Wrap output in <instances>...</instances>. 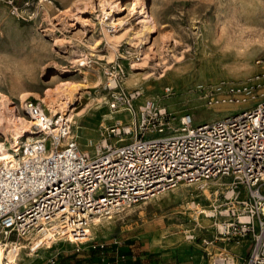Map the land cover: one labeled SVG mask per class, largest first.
Masks as SVG:
<instances>
[{
    "label": "rangeland",
    "instance_id": "rangeland-1",
    "mask_svg": "<svg viewBox=\"0 0 264 264\" xmlns=\"http://www.w3.org/2000/svg\"><path fill=\"white\" fill-rule=\"evenodd\" d=\"M109 1L119 4L112 12L114 23L106 21L100 0H0V30L7 32L13 28L24 37L29 33L40 35L50 50L38 83L27 92L28 99L48 110L41 100L46 91L70 85L77 90L72 99L74 104H70L72 109L76 108L77 112L90 104L88 112L83 117L75 116V123H72V134L83 150L94 151L104 129L116 119L129 121L127 114L112 113L109 109L105 70L110 64L124 66L125 89H142L143 100L154 98L173 114L190 113L195 125L231 111L252 108L264 100V78H258L264 73V51L256 50L251 61L253 70L240 78L222 70V65L231 57L212 54L207 40L219 30L221 23L216 5L205 4L202 0H147L150 10L147 21L145 15L130 10L133 0ZM251 15L254 17L252 23L264 24V10L257 16L253 8ZM103 21L105 25L108 22L107 26H103ZM148 24L152 25L151 30ZM103 27L108 34L119 37L113 47L108 45ZM7 44V39H0V47ZM111 54L114 57L110 59ZM56 75L58 78L51 81ZM97 75L101 76V81ZM250 79L256 85L251 95H240L239 101L210 104L205 97V89L221 80L244 83ZM2 93L12 100V111L25 117L19 108L23 103L21 94ZM89 140H93V144L87 147ZM0 141L4 139L1 137ZM230 181L227 178L209 182L204 187L182 183L156 197L125 207L111 215L112 219L96 217L97 226L91 225L89 239L93 238L95 244L117 240L123 246L136 241L155 240L163 246L178 242L175 247L178 256L201 253L202 264H240L248 253V240L234 236L222 241L226 217L215 211V206L225 203L227 193L225 185H216L219 182L228 185ZM157 222L161 225L159 228L164 225L163 229H149ZM189 235L193 238L189 239ZM4 238L0 231L1 243L6 242ZM11 239L18 238L11 236ZM68 244L69 239L63 238L56 243L40 242L38 249L27 246L20 253L17 264L57 247L60 249L62 245L69 249L74 247ZM234 246L241 248L240 253L231 252ZM218 257L223 260H217ZM189 263L179 261L178 264Z\"/></svg>",
    "mask_w": 264,
    "mask_h": 264
},
{
    "label": "built area",
    "instance_id": "built-area-1",
    "mask_svg": "<svg viewBox=\"0 0 264 264\" xmlns=\"http://www.w3.org/2000/svg\"><path fill=\"white\" fill-rule=\"evenodd\" d=\"M125 74L119 63L105 70L109 109L127 114L129 121L119 118L106 127L94 151L80 147L67 115L51 117L31 99L21 104L44 134L15 148V160L0 156V231L17 238L40 233L53 242L68 237L74 244L104 248V242L89 239L96 217L182 183L201 187L230 178L228 185H216L227 190L225 203L215 206L226 217L221 239H249L240 264H264V100L195 125L190 113L173 114L154 98L143 100L142 89H125ZM255 85L252 79L221 80L204 94L210 104L239 101Z\"/></svg>",
    "mask_w": 264,
    "mask_h": 264
},
{
    "label": "clouds",
    "instance_id": "clouds-1",
    "mask_svg": "<svg viewBox=\"0 0 264 264\" xmlns=\"http://www.w3.org/2000/svg\"><path fill=\"white\" fill-rule=\"evenodd\" d=\"M216 5L221 17L219 30L207 40L212 54L231 57L222 65L229 76L240 78L253 70L251 61L256 50L264 51V24L252 23L264 10V0H202ZM0 39L8 44L0 47V92L13 95L28 92L39 81L49 48L42 36L29 33L26 37L16 29L0 30Z\"/></svg>",
    "mask_w": 264,
    "mask_h": 264
},
{
    "label": "bare ground",
    "instance_id": "bare-ground-1",
    "mask_svg": "<svg viewBox=\"0 0 264 264\" xmlns=\"http://www.w3.org/2000/svg\"><path fill=\"white\" fill-rule=\"evenodd\" d=\"M113 4H114V2L109 1V0H100V6H102V10L105 11V14L107 16L106 21L109 22L111 20V21H113L112 23L115 22V20L113 19V13H112V12H114L113 9L115 7L119 8V4H116V5H113ZM106 7H108V9ZM109 9H111L112 11L108 12ZM130 10H134L137 13L140 12V14L145 15V18L147 21L149 20V17H150L149 11L150 10H148L147 0H133L131 3V9ZM117 21H118V19H117ZM104 22L105 21H103V26L105 25ZM108 22L106 23L105 26H107ZM143 25H144V23H143ZM151 26H152L151 24H148L147 28H149L151 30ZM145 27H146V25H145ZM103 30H104L105 39H106L109 46L113 47L116 43L119 42V37H117V35L108 34L105 27H103ZM113 57H114V55L111 54L109 58L111 59ZM97 77L101 81V76L97 75ZM56 78H58V75L54 76L51 81L56 80ZM57 89L58 90L46 91V93L44 94V98L43 97L41 98V100L48 107V110L51 113V117L55 116L57 118L60 115L61 118H64L65 115H67L69 118L72 119V123H75L74 122L75 116L83 117V115H85V113L88 112L87 110H88L89 105H90L88 103L84 108H82V110H78L77 112H76V108H73V109L71 108L70 104H74V102H72V99H74L75 93L77 91L75 87L70 86V85H66V86H61ZM29 97H30L29 93H27V92L21 93V100L23 102L26 99H28ZM224 103H229V102H224ZM11 104H12V100L7 95H4L2 92H0V135H1L2 139H4V141H0V143H1L0 149H2L0 151V156L4 160L13 161L16 159L15 150H14L15 148L19 147L21 145V143H24L26 141L41 138L42 137L41 135L44 134V132H41V130H35L33 128L35 126V123L30 117H28V116L22 117V116L15 114L12 111L13 108H10ZM19 108H22V105ZM65 108H68V110H66ZM46 110H47V108H46ZM5 111H7L8 113L6 114ZM107 116L111 117L110 114H107ZM70 137H68V138H70ZM92 144H93V140H89L87 147L91 146ZM201 187H204V185ZM170 203H171V201H170ZM192 206L194 207V205H192ZM215 215H216V213H215ZM101 217H105V216H101ZM108 218H111V216H109ZM104 219H102V220H104ZM246 219H247L246 217H241V220H246ZM104 222H105V220H104ZM94 226H97V224L94 223ZM70 236L73 238L72 235H70ZM86 238H83V239H86ZM67 239H69V238L67 237ZM4 240L6 242H4V243H1L2 241L0 242V264H17L18 260L20 259V253L27 246H35V248L38 249L37 244H39L40 242H42L43 244H46L47 242L48 243H50V242L56 243L59 241V240H57V241L53 242L47 237L44 240V239H42L40 233L29 234L28 236L24 237L23 239L22 238L11 239V236H5ZM72 240H75V239L73 238ZM69 242L73 243L70 241V239H69Z\"/></svg>",
    "mask_w": 264,
    "mask_h": 264
},
{
    "label": "crops",
    "instance_id": "crops-1",
    "mask_svg": "<svg viewBox=\"0 0 264 264\" xmlns=\"http://www.w3.org/2000/svg\"><path fill=\"white\" fill-rule=\"evenodd\" d=\"M159 226L161 225L157 222L149 229L153 228L157 231L164 227V225L161 228ZM247 240L249 253L251 241ZM115 241L106 242L104 248L96 249H91L89 244L70 243L68 244L69 247L74 245L71 249L67 248V245H62L60 249L57 247L49 252H44L37 258H27L23 264H178L179 261L190 262L189 264H202L204 258L201 253L190 255L185 253L178 256L175 250L178 242L163 246L155 240L149 243L136 241L123 246L122 242L115 243ZM240 251L241 248L238 246L231 248L232 253L238 254Z\"/></svg>",
    "mask_w": 264,
    "mask_h": 264
}]
</instances>
